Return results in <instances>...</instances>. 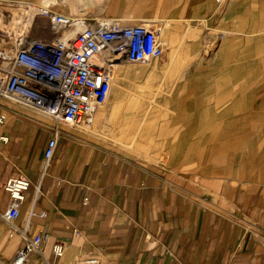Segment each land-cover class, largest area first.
I'll use <instances>...</instances> for the list:
<instances>
[{
  "label": "crops",
  "instance_id": "0c3cea01",
  "mask_svg": "<svg viewBox=\"0 0 264 264\" xmlns=\"http://www.w3.org/2000/svg\"><path fill=\"white\" fill-rule=\"evenodd\" d=\"M91 1L101 15L111 2ZM81 2L0 0V65L11 67L24 6L70 16L56 9ZM116 20L163 27L161 71L180 76L185 90L164 133L180 137L177 150L164 163L110 147L94 127L120 120L116 103L108 119L99 108L91 128L59 125L48 161L53 120L0 95V185L15 177L31 184L12 225L0 187V264H13L37 235L40 248L26 264H264V0H116ZM32 34L52 37L42 18ZM117 67L122 84L155 77ZM58 243L61 259L52 252Z\"/></svg>",
  "mask_w": 264,
  "mask_h": 264
},
{
  "label": "built area",
  "instance_id": "2783aa9c",
  "mask_svg": "<svg viewBox=\"0 0 264 264\" xmlns=\"http://www.w3.org/2000/svg\"><path fill=\"white\" fill-rule=\"evenodd\" d=\"M41 18L52 32L49 40L32 34ZM78 23L82 24L80 30L66 41L65 33ZM16 31L17 51L11 67L0 65V95L14 97L53 120L55 135L45 153L48 161L57 147L59 125L93 126L94 115L109 96L117 64H150L164 55L163 27L158 20H143L131 26L116 19L102 23L75 21L47 6L30 3L21 10ZM3 121L1 117L0 123ZM1 140L6 142L7 138ZM30 186L25 177L11 178L0 185L10 198L2 216L7 223L12 225L19 217ZM41 242L39 235L27 238L13 264H26ZM52 252L61 259L64 247L55 244ZM95 262L90 259L84 264Z\"/></svg>",
  "mask_w": 264,
  "mask_h": 264
},
{
  "label": "rangeland",
  "instance_id": "374dc122",
  "mask_svg": "<svg viewBox=\"0 0 264 264\" xmlns=\"http://www.w3.org/2000/svg\"><path fill=\"white\" fill-rule=\"evenodd\" d=\"M81 3L83 8L71 10L69 6H66L61 10L56 9V11L69 14L75 19H86L88 22L98 21L100 18L116 19V0H111L103 15L97 12L95 4L91 0H83ZM123 65L124 67L130 66L135 70L141 67L147 70V73L154 72L155 77L153 80L150 79L149 83H145V79L133 80L130 77L124 84L113 77L110 94L101 110L108 119L117 102L121 108L122 117L119 121L111 122V124H95L94 128L114 150L117 148L139 161L166 163L174 156L177 143L180 140L179 136L170 138L164 133H167V129L175 127L176 114L181 108L179 106H181V100L185 93L182 87V78L180 76H174V78L161 71V60L150 64L124 63ZM116 93L119 95L118 99H116ZM142 94L151 96L154 101H149L146 96L144 106L138 102L135 104L133 100L135 101L137 96ZM163 94L165 99L161 102ZM155 98L157 99L155 100ZM147 109L150 110L148 114H139L141 110L146 111ZM144 129L146 130L144 131ZM1 255L3 253L0 250Z\"/></svg>",
  "mask_w": 264,
  "mask_h": 264
},
{
  "label": "bare ground",
  "instance_id": "6f19581e",
  "mask_svg": "<svg viewBox=\"0 0 264 264\" xmlns=\"http://www.w3.org/2000/svg\"><path fill=\"white\" fill-rule=\"evenodd\" d=\"M98 2H108L109 0H97ZM95 3V2H94ZM97 3V2H96ZM97 7H99V6H97ZM96 7V8H97ZM101 9V8H100ZM66 16V15H65ZM67 17H69V18H71L72 20H83V19H75V18H72V17H70V16H67ZM81 26H82V24L81 23H78V24H76V25H74L73 27H72V29L70 30V31H68L67 33H65V35H64V37H65V40L67 41V40H70L71 38H73L75 35H76V33L80 30V28H81ZM135 65V64H134ZM141 68V67H140ZM118 72H120L119 71V69H118V67H117V69H115V68H113V77H114V79H115V77H116V75L117 74H119ZM141 72H140V70H138V69H136L135 71H132V75L131 74H128V76H136V75H139ZM110 94V93H109ZM136 98V97H135ZM133 102L136 104L137 102H138V104H141L142 106H144L145 104H146V96H145V94H142L140 97H137V99H135V101L133 100ZM117 103V102H116ZM148 105V104H147ZM102 106H104L103 104L102 105H100L99 106V108H101ZM151 106V105H150ZM99 108H98V110H99ZM149 111L150 110H141L140 111V114H147V113H149ZM115 112V111H114ZM97 113V112H96ZM120 113V110L119 109H117L116 110V117L118 116V114ZM95 116V115H94Z\"/></svg>",
  "mask_w": 264,
  "mask_h": 264
}]
</instances>
